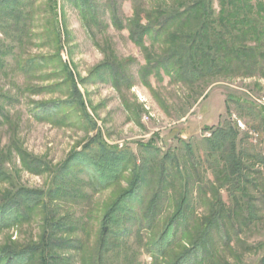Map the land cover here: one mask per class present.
Returning <instances> with one entry per match:
<instances>
[{
	"label": "rangeland",
	"instance_id": "374dc122",
	"mask_svg": "<svg viewBox=\"0 0 264 264\" xmlns=\"http://www.w3.org/2000/svg\"><path fill=\"white\" fill-rule=\"evenodd\" d=\"M85 1L94 12L88 20L73 0H0V7L9 4L12 9L17 4L14 14L19 19L18 25L11 19V27L0 30V154L4 160L0 198L22 187L44 191L45 201L52 199L48 208L54 209L57 220L75 227L58 226L59 238L74 244L82 240L85 245L86 262L83 252L71 250L68 243L65 248L54 247L60 260L50 264H96L102 219L130 186L132 164L116 183L97 190L87 165L70 161L94 138L130 149L139 166L150 150L158 152L159 159L175 157L183 172V177L170 183L175 191L187 178L196 184L197 176L216 183L214 158L208 156L205 140L215 130L231 127L237 131V151L245 155L247 173L261 184L264 180V163H255L257 156L264 159V74L220 73L185 82L163 69L159 75L148 73L147 56L159 57L166 49L146 36L140 44L131 35L137 14L145 26L147 16L157 9L179 8L193 0H118L119 22L108 0ZM215 3L218 8V0ZM8 7L0 8V24L11 15ZM111 66L122 72L118 81L111 77ZM61 102H69L66 111L57 109L51 117L39 109ZM34 158L42 163L38 171L28 167ZM156 169L151 184L142 182L141 192L157 186L159 164ZM246 187L259 218L239 242H232L230 250L220 251L223 264H261L264 255V195L252 185ZM229 189L221 188L219 198L232 209L237 204ZM79 190L82 196H77ZM193 190L191 186L195 216L207 215L210 202L218 197L210 190L197 198ZM177 200L171 197L163 203L167 210L161 213L160 227L174 212ZM45 228L43 212L36 210L28 221L0 232V248L40 245ZM136 229L137 225L131 226L124 239L114 241L117 246L108 252L107 264H153L151 254L141 247L150 237L144 231L138 237ZM181 250L175 248L173 253ZM26 264H42L39 254Z\"/></svg>",
	"mask_w": 264,
	"mask_h": 264
},
{
	"label": "trees",
	"instance_id": "16d2710c",
	"mask_svg": "<svg viewBox=\"0 0 264 264\" xmlns=\"http://www.w3.org/2000/svg\"><path fill=\"white\" fill-rule=\"evenodd\" d=\"M73 1L88 20V14L94 13L92 5L89 6L85 0ZM215 2L216 0H193L170 10L161 7L147 16L148 23L145 26L140 24L137 14V19L131 22V35L136 42L143 44L146 36L153 44L160 43L166 49L159 57L152 54L147 56L148 73L156 72L159 75L163 69L174 79L185 82L215 77L220 73L230 76L264 74V0H218V8ZM108 3L114 19L119 22L118 0H108ZM16 5L13 3L12 9H9V4L0 7L9 6L8 13L11 14L9 19L4 18L6 22L1 21L0 30H4L5 26L11 27V19L18 25L19 19L14 14L18 9ZM120 76H123L121 70L111 66V77L118 81ZM68 103L61 102L51 107L43 105L39 109H43L42 113L51 117L53 112L66 111ZM45 114L39 113L43 117ZM237 135L234 128L223 127L215 130L212 138L205 140L208 156L214 158L212 169L216 175L215 182L220 183L219 187L216 183L211 185L204 178L201 181L197 176L196 184L191 185V179L187 178L185 186L182 185L175 191V186L171 189L170 183L183 177L175 157L166 155L159 159L158 152L150 150V156L139 166L138 158L128 148L111 146L97 138L85 144L83 151L76 152L70 161H83L87 165L92 173L95 189L101 190L116 183L130 169V164L134 173L129 188L106 210L99 234V254L94 262L107 264L108 252L117 246L114 241L124 239L130 233L131 226L137 225L138 237H143V231L150 237L146 243L142 242L141 247L151 254L153 264H161L167 258L169 261L166 264H223L220 251L230 250L232 242H239L240 235L259 218L246 185H252L264 195V180L261 184L257 178H251L247 173L248 166L244 164L245 155L237 151ZM186 147L188 154L193 157L192 146ZM34 159L28 160V167L38 171L42 163ZM255 160V163H264L262 157L257 156ZM2 161L4 160L0 154V162ZM156 164H159L160 169L157 186L152 185L146 192H141L142 182L151 184L153 177L150 175L157 173ZM191 186L197 192V198L210 190L218 197L210 202L207 215L195 216L194 202L190 197L193 195ZM223 187L230 188L236 207L228 208L219 198ZM81 192L77 191V196L79 193L82 196ZM49 194L52 192L47 197ZM176 196L178 200L174 212L160 227L161 213L167 210V205L164 206L163 203ZM51 203L52 199L51 202L45 201L44 191L23 187L0 198V232L4 228L28 221L36 210L43 212L46 222L40 245L27 248L2 246L0 264H26L37 254L42 264H50V261L60 260L54 247L65 248L68 243L71 246L67 247H71V250L83 252L82 261H85V245L82 240L78 241L79 244H74L70 240L59 238L58 231L65 227L66 230H75V227L57 220L54 209L48 208ZM60 225L62 229L57 230ZM184 240L187 243L185 246L181 245ZM179 247L182 250L177 254L173 253V249ZM261 264H264V255Z\"/></svg>",
	"mask_w": 264,
	"mask_h": 264
}]
</instances>
